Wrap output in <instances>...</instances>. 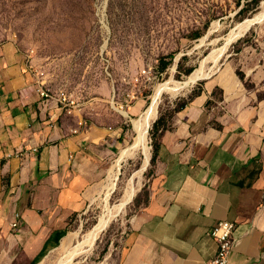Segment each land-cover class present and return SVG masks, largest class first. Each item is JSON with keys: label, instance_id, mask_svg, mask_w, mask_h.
Instances as JSON below:
<instances>
[{"label": "rangeland", "instance_id": "obj_1", "mask_svg": "<svg viewBox=\"0 0 264 264\" xmlns=\"http://www.w3.org/2000/svg\"><path fill=\"white\" fill-rule=\"evenodd\" d=\"M7 41L33 59L49 95L86 110L87 124L101 128L100 147L109 150L83 209L32 264L118 263L153 194L158 137L196 94L208 95L206 109L221 116L235 101L242 106L243 91L264 124V0H0V42ZM197 70L202 76L176 94L162 88ZM159 87L147 166L138 177L141 154L124 161L107 194V171L135 135L131 119ZM130 189L135 192L121 204ZM101 218L107 221L96 238L84 240ZM75 246L76 254L66 257Z\"/></svg>", "mask_w": 264, "mask_h": 264}, {"label": "crops", "instance_id": "obj_2", "mask_svg": "<svg viewBox=\"0 0 264 264\" xmlns=\"http://www.w3.org/2000/svg\"><path fill=\"white\" fill-rule=\"evenodd\" d=\"M33 64L0 42V264H32L54 247L109 155L100 126L49 95ZM208 98L196 94L159 135L153 194L117 264H206L220 220L235 224L226 264H264V124L243 91L221 116Z\"/></svg>", "mask_w": 264, "mask_h": 264}, {"label": "bare ground", "instance_id": "obj_3", "mask_svg": "<svg viewBox=\"0 0 264 264\" xmlns=\"http://www.w3.org/2000/svg\"><path fill=\"white\" fill-rule=\"evenodd\" d=\"M259 14L254 15L253 18H248L242 22V27L248 26L254 19L258 17ZM240 29V28H239ZM246 28H243L244 30ZM229 39V38H228ZM202 76L200 71H194L191 73L186 80L179 82H174L173 86H164L165 90H168L172 93L179 92L183 88L192 85L196 80H198ZM162 88H158L155 94L153 95L150 103L145 108V110L137 117L132 118V128L134 130V137L132 139V142L129 146L123 148L120 152L119 157L115 160V163L111 167L110 170L107 171L108 175V181L106 184L107 187V194L110 192L111 188L114 186L115 181L117 179V175L119 172V168L121 167V164L126 161L127 159L135 157L137 154H141L142 157V166L141 170L139 171L138 177L141 174V172L145 169L147 166L148 160H149V146H148V139H147V133L150 128L151 122L154 119L156 112H157V99L159 97L160 92L162 91ZM124 113V112H123ZM127 115L126 113H124ZM135 192L134 189H130L127 194L125 195L124 199L122 200L123 203H127L128 200H130L132 194ZM107 219L101 218L99 220V223L93 227L92 230H90L88 233L83 235L84 240H93L96 238L98 232L104 227ZM78 246V245H77ZM77 246L73 248H69L65 251L66 257H72L74 254H76Z\"/></svg>", "mask_w": 264, "mask_h": 264}, {"label": "built area", "instance_id": "obj_4", "mask_svg": "<svg viewBox=\"0 0 264 264\" xmlns=\"http://www.w3.org/2000/svg\"><path fill=\"white\" fill-rule=\"evenodd\" d=\"M18 222H14L13 226L17 227ZM235 224L228 220H220L216 225L210 229L208 235H210L216 242V251L213 257H211L206 264H226L228 257L233 249L236 240L233 237V230Z\"/></svg>", "mask_w": 264, "mask_h": 264}]
</instances>
